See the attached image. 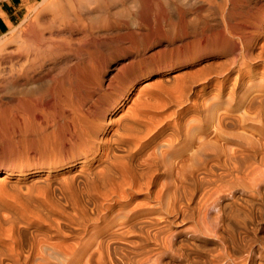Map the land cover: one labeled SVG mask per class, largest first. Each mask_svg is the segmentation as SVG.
<instances>
[{
	"label": "bare ground",
	"instance_id": "1",
	"mask_svg": "<svg viewBox=\"0 0 264 264\" xmlns=\"http://www.w3.org/2000/svg\"><path fill=\"white\" fill-rule=\"evenodd\" d=\"M161 1L167 2L166 0H41L39 3H34L27 7L26 14L23 16V19L20 20L21 22L19 25H9V31L0 36V121L3 116H13L17 120L15 121L18 123V129L20 128L19 126L24 127V129L26 127L29 128L28 126H35V128L37 127L40 130L39 136L38 133L36 134V136H38V138L36 137L38 145L36 151H33L32 155L30 154L32 158L26 157V162H30V164H33L32 166L36 167L33 169L31 168L30 171L24 170L25 166H22L21 163L17 165V162H13V159L11 167L0 169V173H2L3 177L16 176L18 179H23L20 177H23L24 174L30 175L36 170V172H46L47 176L46 178L42 177L40 180L34 179V181H30V183L26 185L27 187L22 186L25 188V190L23 188L25 191L24 193L20 195V193L16 192L18 193L17 195L5 197V199H3L4 202L2 201L0 203V211L6 213H0V264H153V262H157L152 259L155 254L153 255L151 253H154V251L158 252L159 257L163 252L169 251L168 254L170 253L171 257L177 259L176 264H199L200 262L194 257L195 254L192 256L190 247L185 246V249L180 242V245L177 246L176 242L178 241L176 240L181 238L179 241L183 240L194 246V242L197 241L201 235L204 236V234H206L205 236H214L219 241V246L221 248L206 261L201 262V264H236L237 259L240 257L242 258V254H245L246 257L249 255L250 257L253 256L249 249L245 248L243 245L241 246L239 240L237 239V241L235 239L236 234L234 235L233 229H230L228 226L229 220L233 219V216H235L233 213L238 212L239 214V210L234 209L235 207H233L235 210L233 211L232 204L228 202V195L234 196L232 190H230L231 188L234 189V191L236 188H239L241 190L240 193L250 198L253 194L259 193L261 186H264V178H221L225 174L230 176L233 175L231 173H234V175L235 172L238 173V169L243 165L240 164L243 162L241 155L245 157L244 159L246 161V159L251 158V154L249 155L247 153L249 156L246 157V153L243 154L245 150L235 148L232 150L231 148L230 150L227 148L228 152H226L224 150V145H217L218 141H216L215 137L217 136V140L220 138L222 139L224 136L221 137L220 133H222L223 128L226 126L228 129L232 127L235 128L234 124L239 125L241 122L243 123V121L247 119V116L250 115L252 117H248L249 119H257L256 122L259 121V124L261 122L264 127V53L262 50L259 53L252 52L250 48L251 41L249 42L247 38L249 34H252L254 31L253 29L258 28L257 20L255 19L256 17H260L258 13L256 17L254 16L243 22L240 19L242 23H236L232 20L235 22L233 24L231 20H229V17L233 19L231 15L227 17L225 25V22H221V20H223L221 16L220 22L224 25V33H227L225 35H232L230 37L237 36V38L235 37L237 41L233 38L231 42L225 39L228 44L231 43L230 46L228 44L227 46L229 48L231 47V54L235 55L233 57L229 55L230 59H227L226 62L224 60L225 64L219 69L214 68V71L202 73L204 69H201V72L196 70L197 74L194 75L196 71L193 70L195 72H192L194 73L193 77H189L190 80H188L187 83H185L186 79L183 80L185 82L180 84L181 88L179 86V90L176 88V92L177 90L178 92L174 93L175 90H173L174 96L166 95L165 97H168L166 99L164 98L165 101L162 99V95H158L161 98L157 99L156 97L153 103H148L149 101L147 99H143L139 95V97L143 99L140 100L137 98L139 102L135 99V102H138L139 106L137 105L131 110L123 111L122 115L119 114V118L116 117V119H114L130 100V95L134 88V84L125 82L121 75V79L119 78V80H117L116 76L119 74H115L113 78L108 77L109 80L108 83L106 82L107 84H105V86L100 83L96 86V82L94 78H92L95 84L92 83L102 92H100L102 96H108L107 94L113 91L115 92L113 95L115 94L116 97L112 98L111 101L109 100L106 106L104 105L106 102L103 104L104 106L101 107L94 105L96 106L94 109L92 107L88 109L84 105L87 109L85 110L83 104L78 102L69 109V100L75 93L72 91L73 89H70V86H68V88L67 85H70L71 83L69 81H72L71 79L74 80L78 74L76 73V76L72 78L71 75L73 72L75 70L78 72L83 69L85 70V67H87V69L88 67L91 68L90 70L96 68V65L95 67L92 66L95 61V56L92 52L97 50L99 53L100 49L98 50L97 48H100L99 45L106 44V40L108 43L107 45H112L113 38L115 36V38L118 37V32L124 31L127 33L133 25L137 26V29H142L144 22L148 19L147 15L148 13L150 14L151 8L152 10L154 9L153 12H156L155 10L159 8V5H162ZM174 1L176 0H172L170 3H174ZM215 1L216 0H201V2L207 3L208 6H210L211 3L216 4L217 2L215 3ZM226 1L227 0H223V2H221L224 4ZM231 1L232 0L229 2L231 3ZM179 2L176 3L179 4ZM182 2L184 3V1ZM222 3L221 5H223ZM190 4L186 6L188 9L191 7L190 9L192 10L193 4L191 6ZM165 5L167 6L168 4ZM247 5L249 4L245 6ZM166 6L163 5V7H165L164 9H166ZM233 6H235L234 3ZM163 7L161 8L162 10H164ZM210 8L211 7L208 9L210 10ZM220 8L222 7L219 6L218 9ZM261 8L259 10L263 9ZM238 9L240 10V8ZM172 10L170 13H172ZM200 11H204V9H200ZM231 11L230 13H232ZM237 11L238 10H236L235 13H237ZM179 13L175 14L178 16ZM237 14L238 17H240L241 14H239V11ZM166 16L164 17L166 18ZM189 16H191V14ZM224 17H226L225 14ZM169 19L168 21H172ZM183 20L184 19H182V21ZM190 20L188 21L192 23V20ZM236 21H239V19H236ZM178 22L180 23V21ZM154 23L152 25H155ZM170 24L169 26H171ZM183 24L186 25L187 23L185 24L183 22ZM182 28L185 29L183 25ZM209 29H211V27ZM262 32L264 31L262 30ZM132 34L131 36L133 37ZM142 34L140 33L139 35ZM187 34L185 35L186 37ZM255 34L256 33H254V35ZM177 35L179 36V33ZM220 35L219 33V36ZM178 36L176 37L179 38ZM204 36L206 38V35ZM121 37L123 36L121 35ZM121 37L118 38L121 39ZM128 37H130V35H128ZM224 38L220 40L224 42ZM200 39L202 40L203 38L201 37ZM218 39L216 41H218ZM221 41L219 43H223ZM121 43H123V41ZM192 44L194 45V43ZM196 46H198V44ZM191 48H188L189 52ZM89 50L93 51L89 52ZM236 51L240 52L238 56H236ZM85 53L89 55L88 62L83 58ZM224 53L223 51V54ZM228 53L230 52H227V56ZM171 56L174 57L173 54ZM176 56L175 58H177ZM186 56L187 55H185V57ZM130 61L132 62V60ZM130 61L128 63H130ZM134 62L135 61H133V63ZM71 64H73V68L71 67L68 69ZM258 64H262L263 69L261 71H256ZM54 66L58 67L61 74V77L59 79L57 78V82H54V79H56L54 78V74V77H52V73L54 72L53 69H55ZM121 66H123V64ZM136 66L138 67V65ZM97 68L94 70L97 71ZM118 68L123 71L121 67ZM126 69L124 68V71ZM130 69L131 68H129V70ZM102 71L104 73V70ZM102 71L99 73L102 74ZM118 73L123 74L122 72ZM91 74L93 75V73ZM91 74L89 73V75ZM78 76H80V74ZM122 76H125V73ZM213 79L220 81L217 84V88L214 90L212 88L214 95H212L213 97L209 99L208 102L204 103L202 97H200L202 98L201 102L199 98L197 100L193 97L190 99L189 96L191 95L192 85L209 84ZM80 80H82V78ZM101 81L103 82L104 79H101ZM86 82L87 87H89L90 81L89 83L88 81ZM75 83L76 82H74V84ZM79 83L81 84L82 81ZM199 87L201 88L202 86ZM78 89H76L77 93ZM142 90L144 89H137L140 93ZM83 91L87 93V90ZM88 91H90V89H88ZM144 91L147 90L145 89ZM81 93H84V96L86 94L85 92ZM144 95H146V93ZM209 96L211 97V94ZM75 98L73 97V99ZM95 99L94 101L97 100ZM184 105L188 107L185 109V107L183 108ZM90 106H92V103ZM170 106L174 108L172 112H168L170 113L169 115L165 116L171 117L169 119L163 117V114L169 111L166 110V107ZM162 108L163 110L166 108V112H156V110ZM149 109L155 110L151 112ZM55 111L62 115L61 117L64 124V126L62 124V130H59V134L56 132L57 130L53 129V126L57 124L55 125V128H57L62 121L60 124L57 123L58 121L56 122L57 114H54ZM200 111L204 112L203 116L201 112L199 114L202 118L197 119L196 113ZM238 112H240V114L242 112L241 116L236 114ZM244 114H246V116H244ZM11 117L10 120H12ZM11 122L14 123V120ZM5 123L8 124L9 122ZM242 123L239 126H242ZM228 125L234 126L229 128ZM238 125H236V128ZM2 126L3 125L0 126L1 129L3 128ZM209 126L213 127L214 131L218 133V135L214 134L215 141L205 137L207 132H205L204 128H209ZM211 127L209 129H211ZM49 129H51V131ZM3 130L5 129L3 128ZM28 130L35 129L29 128ZM11 131L13 132V130ZM17 131L15 130L13 134H15V132L17 133ZM21 133H19V135ZM197 133L204 135L197 137ZM22 134L25 136L26 133L23 131ZM22 134L20 136H22ZM29 134L27 132V135ZM33 134L35 133L33 132ZM232 134L230 133V135ZM228 135H226V137ZM230 135L229 137H231ZM258 135H262V133L259 132ZM31 136L34 137V135ZM1 137H3V135ZM9 137L11 138V135ZM261 137L259 136L255 140L253 136V139L255 141V146H259V149L263 150L264 137ZM225 139L228 141L227 138ZM230 139L232 140V138ZM248 139H252L251 136H249ZM243 140L245 141V139ZM9 141H11V139H9ZM19 141H21V139H19ZM246 142H248L247 139ZM256 143H258V145H256ZM13 144L10 143L12 146H9L13 148L15 145ZM18 144L19 142L17 141V145ZM24 144L26 147L28 146L25 141ZM244 144L246 143L244 142ZM242 145L243 144H240L241 148H243ZM33 146L35 145L33 144ZM244 147L250 146L244 145ZM25 149L26 148L23 150ZM14 151H16V149ZM20 151L18 152L20 153ZM247 151L249 152V149ZM255 151L257 155L258 151ZM260 152H258V155H260ZM19 153H17V155ZM255 154L254 156H256ZM263 154L264 152L262 155ZM11 155L13 156V154ZM17 155L14 154V156ZM257 157L258 156H256V158ZM22 158L25 157L23 156ZM15 159L17 161L16 157ZM28 159L30 160L28 161ZM245 161L243 162L244 164ZM200 165L201 167H198ZM75 166L78 168L75 172H72ZM231 168H235V172L234 170L232 172ZM3 177H0V181H2ZM158 178H169V181L172 182L165 181L163 184L160 183L159 186H161L159 188L161 190L158 188L160 191L152 190L153 187L157 185ZM0 183L1 187L5 185L4 181ZM14 188L19 190L16 187ZM23 190H20V192ZM229 190L231 191L229 194H223L228 193ZM12 194L14 193L12 192ZM140 194H144L143 203H133L135 197ZM151 199L155 201L156 205L159 207L162 206L167 214H173L174 218L178 217L177 219H182V221H184L183 218H185V215H188L187 217L194 222V225L192 227H182L175 230V232L172 231L171 234H166V232H168L166 231L164 234L166 229L163 230V227H159L160 222L157 223V221L154 220L150 221L151 218H149L148 215L150 212L147 214L150 220L148 218L147 220L144 216L145 213H143V211L147 209L146 205L149 206ZM245 202L251 201L245 200ZM158 206L156 207L158 208ZM214 209L218 211L217 216L210 215V211ZM158 219L159 218H157V220ZM160 219L163 220L164 218L160 217ZM162 220L161 223H165V221L163 220L162 222ZM233 222L235 223V219ZM166 223L171 224V222ZM127 236H132V238H134V240L130 242L133 244V248L130 245L132 249L126 251V244H121L125 246L126 249L118 252L120 249L116 246V242L121 240L124 241ZM71 238L73 242L68 241V239ZM128 239L126 240L129 241ZM118 244L119 243H117V245ZM122 246H120V248ZM163 255H165V253ZM155 264H159V262Z\"/></svg>",
	"mask_w": 264,
	"mask_h": 264
},
{
	"label": "rangeland",
	"instance_id": "2",
	"mask_svg": "<svg viewBox=\"0 0 264 264\" xmlns=\"http://www.w3.org/2000/svg\"><path fill=\"white\" fill-rule=\"evenodd\" d=\"M41 0H0V36H2L3 34H5L7 31H9V25H14V26H16V25H19L20 24V20H22L23 19V16L26 14V11H27V7H29L31 4H34V3H39ZM167 2H164V1H161V3H162V5H159V8L157 9V10H155L156 12H153L154 11V9L152 10V8H151V12H150V14L148 13V15H147V21L146 22H144V24H143V28L142 29H137L138 27L137 26H135V25H133L132 27H130V29H129V31H127V33H129V34H127L126 32H124V31H122V32H124V33H122V32H118L117 34H115V35H117L118 37H121V35L124 37H121V39H119L118 37L117 38H113V41H112V45L111 44H109V45H107L108 43H107V40H106V44H103V45H99L100 46V48L98 47L97 49L99 50L100 49V51H99V53L97 52V50H95V51H93V50H91V51H93L92 53H94V56H95V61L93 62L94 64H92V66L93 67H95V65L98 67H96L97 68V71L96 70H94V69H96V68H93L92 66V70H90L91 68H89L88 67V69H87V67H85L86 69L84 70H82V71H77V70H75L74 72H73V74H75V75H71L72 76V78H74L75 76H76V73H78L77 74V76L80 74V76H76V78L73 80V79H71L72 81H69L70 83V85H67V87L68 86H70V89H73L72 91H74V93H75V95H73L72 97H71V99L69 100L70 102L68 103L69 104V106H70V108L69 109H71V106L73 105H75L76 103H81V104H83V106L85 105L86 106V108H88V109H91V107L94 109V107H96V106H98V107H101V106H106L107 104H108V102H109V100L111 101V99L112 98H115L116 96H115V94L113 95V93H115L114 91L112 92V93H109V94H107L108 96H102L101 95V91L100 90H98L97 89V84L98 83H100V84H102L103 86H105V84H107L108 83V80H109V78L108 77H111V78H113V77H115V74L117 75V74H119V75H117L116 76V78H117V80H119V78L121 79V77L125 80V82H127V83H132V84H134V88H133V90H132V93H131V95H130V100L126 103V105L124 106V108H122V110L117 114V116H115L114 117V119H116V117H118L119 118V116L120 115H122V113H123V111L125 112V111H128V110H131L132 108H135L137 105L139 106V100H137V98L138 99H140V100H143V99H147L149 102L148 103H153L154 101H155V99H156V97H157V99H159V98H161V97H159L158 95H162L163 96V100H164V98L166 99L168 96H171V95H173L174 96V94H173V90H175L174 91V93H177L178 92V90H179V87H180V84H183L182 82H185V83H187L188 82V80H190L189 79V77L191 78V76L193 77V74L195 73L194 71H196V70H198V71H200L201 69H204L203 71L204 72H202V73H207V72H210V71H214L215 69H219L222 65H224L225 64V62L227 61V59H230V56L231 57H233L234 55L233 54H231L232 52L230 51L231 50V47L229 48L228 46H227V41L225 40V39H227L229 42H231V40H235V41H237V36H233V37H230V36H232V35H230L229 36V34H228V36L227 35H225V34H227V33H224V25L226 24V22H227V17H229V16H231L232 15V17H233V19L231 18V17H229V20H231V22H232V24L233 23H239V22H243V21H245V20H248V19H251V18H253L254 16L256 17L257 15V13H258V16H260V17H256L255 19L257 20V25H258V28H260V29H258V28H255V29H253L254 31V33H256L255 35H254V33L252 32V34L249 36L248 34V36L250 37H248L247 36V38H248V40H249V42L251 41V45H250V48H251V51L252 52H254V53H259L261 50H262V52L264 53V46H263V41H264V32H262V30L264 31V1L263 0H232L231 1V3L227 0L226 2H224V4H226V5H224L222 2H223V0H216L215 1V3L216 4H214V3H211L210 4V6H208L207 5V3H205V2H201V0H195V1H191V0H182V1H184V3H185V5H184V3L181 1V0H176V1H174V3L172 4V3H170L172 0H166ZM181 2V4H180V2ZM197 1V2H196ZM199 1V2H198ZM220 1V2H219ZM236 1V2H235ZM240 1V2H239ZM242 1V2H241ZM251 1H253V2H251ZM260 3H259V2ZM176 2H179V4L178 3H176ZM188 2V3H187ZM193 2V3H192ZM196 2V3H195ZM220 4H219V3ZM255 2V3H254ZM263 2V3H262ZM160 3V4H161ZM191 3V4H190ZM221 3L223 4V5H221ZM233 3L235 4V6H233ZM240 5H238V4ZM251 3V4H250ZM165 4H168L167 6L165 5ZM171 4V5H170ZM188 4H190V6L192 5V10L190 9L191 7H189V9H188V7L186 6V5H188ZM199 5V7H198V5ZM206 4V5H205ZM246 4H249V5H247V6H245ZM253 4V5H252ZM259 4V5H258ZM261 4V5H260ZM163 5L164 6H166V9H164L165 7H163ZM184 5V6H183ZM204 5H205V7H204ZM212 5V6H211ZM233 7H232V6ZM243 5V6H242ZM172 6V7H171ZM186 6V7H185ZM207 6V7H206ZM214 6V7H213ZM219 6L220 7H222V8H220V9H218L219 8ZM225 6H226V8H225ZM229 6H231V7H229ZM242 6V7H241ZM245 6V7H244ZM260 6V7H259ZM261 6H262V8H261ZM163 7V9L165 10H162L161 8ZM180 9H179V8ZM194 7V8H193ZM209 7H211L210 8V10H212V11H210L208 8ZM213 7V8H212ZM216 7V8H215ZM218 7V8H217ZM235 7V8H234ZM251 7V8H250ZM256 7V8H255ZM259 7V8H258ZM171 8V9H170ZM174 8V9H173ZM177 8V9H176ZM186 8V9H185ZM204 9V11H200V9ZM214 8H215V10H217V11H215L214 10ZM224 8V9H223ZM238 8H240V10L238 9ZM241 8H244V9H241ZM262 9V10H259V9ZM173 9V10H172ZM178 9H179V11H178ZM183 9V10H182ZM199 9V10H198ZM223 9V10H222ZM226 9H229V10H226ZM233 9H235V10H233ZM248 9V10H247ZM168 12H167V11ZM171 10H172V13H170L171 12ZM174 10H175V12H174ZM181 10V11H180ZM186 10V11H185ZM188 10H190V11H188ZM194 10V11H193ZM207 10H209V11H207ZM231 10H233V11H231ZM236 10H238L239 11V14H241L240 15V17H238V11H237V13H235L236 12ZM241 10H242V12H241ZM176 11H178V12H176ZM193 11V12H192ZM224 11V12H223ZM230 11L232 12V13H230ZM247 11V12H246ZM251 11V12H250ZM254 11V12H253ZM164 12V13H163ZM180 12V13H179ZM188 12H189V14H188ZM194 14H192V13ZM197 12V13H196ZM222 12V13H221ZM226 12V13H225ZM246 12V13H245ZM260 12H262V13H260ZM162 13H163V15H162ZM168 13V14H167ZM178 14L179 13V15L177 16L176 14ZM185 13H187V14H185ZM234 13V14H233ZM243 13V14H242ZM250 13V14H249ZM253 13V14H252ZM156 16H155V15ZM166 14H167V16H166ZM171 16H170V15ZM191 14V16H189ZM217 14V15H216ZM222 14V15H221ZM224 14H225V16L226 17H224ZM237 16H236V15ZM247 14H249V15H247ZM263 14V15H262ZM157 15H158V17H157ZM160 15V16H159ZM183 15V16H182ZM220 15V16H219ZM235 15V16H234ZM243 15V16H242ZM253 15V16H252ZM261 15H262V17H261ZM151 16V17H150ZM155 16V17H154ZM164 16H166V18L164 17ZM178 18H177V17ZM222 16V18L221 19H223V20H225V21H223V20H221L220 19V17ZM245 16V17H244ZM247 16V17H246ZM164 19H162V18ZM183 17V18H182ZM235 17V18H234ZM243 17V18H242ZM153 18V19H152ZM169 20H172V21H168V19ZM184 19L183 21H182V19ZM185 18H186V20H185ZM190 18H191V20H192V23H190L188 20H190ZM245 18V19H244ZM247 18V19H246ZM262 18V19H261ZM155 19H157V20H155ZM161 19V20H160ZM178 19V20H177ZM179 19H181V20H179ZM236 19H239V21H236ZM240 19H241V21H240ZM244 19V20H243ZM258 19H259V21H258ZM160 21V23H159V21ZM167 20V21H166ZM190 20V21H191ZM220 20H221V22L222 23H224V25H222L221 24V22H220ZM232 20H234V21H232ZM155 23H154V22ZM179 24H177L176 22ZM178 21H180V23L178 22ZM182 21V22H181ZM186 21V22H185ZM171 24H170V23ZM173 22V23H172ZM183 22L186 24V25H184L183 24ZM189 22V23H188ZM216 22H218V23H216ZM241 22V23H242ZM260 22V23H259ZM149 23H151V24H149ZM155 24V25H152V24ZM261 25H259V24ZM262 23V24H261ZM146 24H148V25H146ZM167 24V25H166ZM169 24L171 25V26H169ZM183 25V27L185 28V29H183L182 28V25ZM221 24V25H220ZM152 25V26H151ZM177 25V26H176ZM219 27H221V28H219ZM144 26H145V28H144ZM178 26H179V28H178ZM211 27V29H209ZM213 27V28H212ZM135 28H136V30H135ZM147 28H148V31H147ZM151 28V29H150ZM209 29V30H207V29ZM146 29V30H145ZM175 29H176V31H175ZM177 29H179V30H177ZM180 29H181V31H180ZM213 29V30H212ZM141 30H143V31H141ZM163 30V31H162ZM218 30H220V31H218ZM222 30V31H221ZM256 30V31H255ZM261 30V31H260ZM130 31H132V32H130ZM136 31V32H135ZM140 31V32H139ZM146 31V32H145ZM179 31V32H178ZM203 31V32H202ZM204 31H205V33H204ZM215 32V34H214V32ZM218 31V32H217ZM179 33V36L177 35L178 33ZM182 33V35H181V33ZM132 33H135V34H132ZM141 33H143L142 35H144V36H142V35H139V34ZM183 33H185V34H183ZM188 33V34H187ZM210 33V34H209ZM218 33V34H217ZM219 33L221 34L220 36H219ZM223 33V34H222ZM260 35H259V34ZM127 34V35H126ZM131 34L133 35V37L131 36ZM136 34H138V35H136ZM187 34V37L185 36ZM201 36H200V35ZM211 35V36H209V35ZM214 34V35H213ZM128 35H130V37H128ZM136 35V36H135ZM204 35H206V38H205V36ZM254 35V36H253ZM176 36H178L179 38H177ZM182 36H185V37H182ZM198 36V37H197ZM224 36H225V38H224ZM245 36V35H244ZM253 38H252V37ZM257 36V37H256ZM126 37V38H125ZM197 37V38H196ZM203 38L202 40L200 39V38ZM215 39H214V38ZM256 37V38H255ZM123 38V39H122ZM177 38V39H176ZM181 38H182V40H181ZM205 38V39H204ZM210 38V39H209ZM211 38H213V39H211ZM219 38V39H218ZM224 38V42L223 41H221L222 39ZM233 38V39H232ZM102 39V38H101ZM126 39H129V40H126ZM151 39V40H150ZM179 39H180V41H179ZM200 39V40H199ZM218 39V41H216ZM221 39V40H220ZM251 39V40H250ZM255 39V40H254ZM257 39V40H256ZM263 39V40H262ZM198 40V41H197ZM204 40H205V42H204ZM215 40V41H214ZM221 42H223V43H219L220 41ZM101 41H103V40H101ZM115 41V42H114ZM118 41H119V43H118ZM123 41V43H121V42ZM183 41V42H182ZM186 41V42H185ZM190 41V42H189ZM207 41H210V42H207ZM213 41V42H212ZM262 41V42H261ZM211 42H212V44H211ZM115 43V44H114ZM117 43V44H116ZM125 43V44H124ZM174 43V44H173ZM180 43V44H179ZM192 43H194V45L192 44ZM204 43V44H203ZM205 43H206V45H208V46H206L205 45ZM209 43V44H208ZM260 43V44H259ZM184 46H183V45ZM198 44V46H196ZM202 44V45H201ZM215 44H217V45H215ZM231 44V43H230ZM230 44H228L229 46H230ZM180 45V46H179ZM183 47H182V46ZM191 45V46H190ZM193 45V46H192ZM200 45H201V47H200ZM212 45H215V46H212ZM252 45H253V49H252ZM261 45V46H260ZM172 46V47H171ZM175 46V47H174ZM176 46H178V47H176ZM191 48L190 49V52H189V47ZM194 46H196L195 48H193ZM203 46H206V47H203ZM263 46V47H262ZM102 47H103V49H102ZM186 47V48H185ZM212 47H213V49H212ZM215 47H216V49H215ZM257 47H259V48H257ZM105 48V49H104ZM111 48V49H110ZM174 48H176L177 49V51H176V49H174ZM182 48V49H181ZM184 48V49H183ZM202 48H204V49H202ZM220 48V49H219ZM102 49V50H101ZM108 49V50H107ZM172 49V50H171ZM186 49V50H185ZM193 49V50H192ZM195 49V50H194ZM199 49V50H198ZM201 49V50H200ZM229 51H228V50ZM258 49V50H257ZM170 50V51H169ZM174 50V51H173ZM180 50V51H179ZM185 52H184V51ZM188 50V51H187ZM196 50H197V52H196ZM207 50V51H206ZM214 50V51H213ZM215 50H217V51H215ZM90 50H89V52H91ZM114 51H115V53H114ZM159 51H160V53H159ZM163 51V52H162ZM187 51V52H186ZM193 51V52H192ZM223 51L225 52L224 54H223ZM256 51V52H255ZM171 52V53H170ZM181 54H180V53ZM189 52V53H188ZM192 52V53H191ZM194 52H195V54H194ZM227 52H230V53H228V56H227ZM237 53H236V56H238L239 54L238 53H240V52H238V51H236ZM97 53V54H96ZM110 53H111V55H110ZM187 53V54H186ZM86 54V53H85ZM85 54H84V59L88 62L89 61V55H87L86 54V56H85ZM161 54V55H160ZM174 55V57L173 56H171V55ZM187 55L186 57H185V55ZM193 54H194V56H193ZM97 55H98V57H97ZM100 55V56H99ZM110 55V56H109ZM160 55V56H159ZM177 55V56H176ZM195 55H196V57H195ZM102 56V57H101ZM175 56L177 57V58H175ZM182 56V57H181ZM184 56V57H183ZM154 57V58H153ZM173 57V58H172ZM178 57H179V59H178ZM181 57V58H180ZM145 58V59H144ZM139 59V60H138ZM143 59V60H142ZM163 60V61H161V60ZM174 59V60H173ZM175 59H177V60H175ZM97 60H98V62H97ZM130 60H132V62L130 61ZM138 60V61H137ZM224 60H225V62H224ZM103 61V62H102ZM126 61V62H125ZM130 61V63H128ZM133 61H135L134 63H133ZM144 63H143V62ZM125 63V64H124ZM131 63H133V64H131ZM139 63H141V64H139ZM143 63V64H142ZM145 63H147V64H145ZM100 64H101V66H100ZM123 64V66H121ZM130 67H129V66ZM134 65V66H133ZM136 65H138V67L136 66ZM159 65V66H158ZM209 65V66H208ZM215 65V66H214ZM260 65V66H259ZM264 65V64H263ZM124 66H126V67H124ZM133 68H132V67ZM219 66V67H218ZM55 67V69H53L54 70V72L52 73V75L54 74L55 75V77H54V75L52 76V77H54V78H56V79H54L55 81L54 82H57V80L61 77V74H60V70L58 69V67L57 66H54ZM73 68V64H71L70 65V67L68 68V69H70V68ZM101 67V68H100ZM118 67H121V69L123 70V71H121L120 70V68H118ZM136 67V68H135ZM204 67V68H203ZM261 67V68H260ZM84 68V67H83ZM103 68V69H102ZM124 68L126 69H128L129 70V68H131L129 71L126 69L125 71H124ZM150 68V69H149ZM215 68V69H214ZM104 70V73H103V71L102 70ZM114 69V70H113ZM153 69V70H152ZM259 69V70H258ZM263 68H262V64H258V66L256 67V71H261ZM87 70V71H86ZM98 70H100V71H102L101 73L102 74H100L99 72L100 71H98ZM118 70V71H117ZM194 70V71H193ZM159 71V72H158ZM192 73V72H194V73H190V72ZM202 71V70H201ZM200 71V72H201ZM80 72H84L83 74L82 73H80ZM118 72H122L123 74H121V73H118ZM183 72V73H182ZM199 72V73H200ZM59 73V74H58ZM89 73L91 74V73H93V75L91 74V75H89ZM96 73V74H95ZM124 73H125V76H122V75H124ZM57 74V75H56ZM95 74V75H94ZM113 74V75H112ZM127 74V75H126ZM191 74V75H190ZM197 74V71H196V73L194 74V75H196ZM88 75V76H87ZM120 75H121V77H120ZM128 75H129V77H128ZM139 75V76H138ZM188 75H190V76H188ZM56 76H59V77H56ZM71 76H70V78H71ZM74 76V77H73ZM83 76V77H82ZM88 77V79H87V77ZM99 76V77H98ZM103 76V77H102ZM127 76V77H126ZM80 77V78H79ZM87 79H85V78ZM186 77V78H185ZM58 78V79H57ZM82 78V80H80ZM92 78H94V81L96 82V84H95V82L92 80ZM110 78V79H111ZM78 79V80H77ZM85 79V80H84ZM89 79H91V80H89ZM101 79L103 80L104 79V81L102 82L101 81ZM186 79V80H185ZM76 80V81H75ZM85 82H84V81ZM98 82H97V81ZM183 80H185V81H183ZM215 80V81H214ZM81 82L82 81V83L80 84L79 82ZM86 81H88V83H89V81H90V83H89V87H87V82ZM219 81L220 80H216V79H213L209 84H202V85H200V84H196L195 86L194 85H192L191 87V95L189 96L190 97V99H192V97L194 98V99H198L199 98V100H200V102H201V100H202V98H203V101H204V103L205 102H208V100L209 99H211L213 96L212 95H214V93H213V90L215 89V88H217V84L219 83ZM73 82V83H72ZM74 82H76L75 84H74ZM96 85H94L93 83ZM107 82V83H106ZM216 82V83H215ZM145 84H146V87H145ZM152 86H151V85ZM76 85V86H75ZM86 85V86H85ZM141 87H140V86ZM144 85V86H143ZM150 85V86H149ZM153 85H155V86H153ZM202 86L201 88L199 87V86ZM72 86V87H71ZM81 86H82V88H84V89H82L81 88ZM179 86V87H178ZM66 87V88H67ZM76 88V89H78V93H77V91H76V89H74V88ZM86 87V88H85ZM95 87V88H94ZM150 87V88H149ZM69 88V87H68ZM176 88H178V90H177V92H176ZM181 88V87H180ZM211 88V89H210ZM212 88H213V90H212ZM88 89H90V91H88ZM95 89V90H94ZM137 89L138 90H140V89H146L147 91H144V90H142L141 91V93H140V91L138 92L137 91ZM161 89V90H160ZM194 91H193V90ZM199 89V90H198ZM79 90H81V91H79ZM83 90H87V93H86V91H83ZM95 92H94V91ZM211 91V92H210ZM80 92V93H79ZM81 92H85L86 94H85V96L83 95L84 93H81ZM97 92V93H96ZM101 92V93H100ZM143 92V93H142ZM146 93V95H144L145 93ZM158 92H159V94H158ZM171 92H172V94H171ZM208 92V93H207ZM210 92V93H209ZM73 93V94H74ZM157 93V94H156ZM78 96H77V95ZM80 94V95H79ZM93 96H92V95ZM97 94V95H96ZM196 94V95H195ZM211 94V97L209 96V95ZM88 95V96H87ZM89 95H90V97H89ZM139 95H140V97H142V98H140L139 97ZM150 95V96H149ZM155 95V96H154ZM166 95H168L167 97H165ZM177 95V94H176ZM200 95V96H199ZM204 95V96H203ZM206 95V96H205ZM80 96V97H79ZM87 96V97H86ZM100 96V97H99ZM102 96V97H101ZM196 96H197V98H196ZM73 97L75 98V99H73ZM82 97V98H81ZM87 100H85L84 98ZM97 97V98H96ZM108 99H107V98ZM155 97V98H154ZM200 97H202V98H200ZM207 98V101H206V98ZM79 100H78V99ZM82 99V101H81V99ZM97 100H96V99ZM103 98H105V99H103ZM205 98V99H204ZM77 99V100H76ZM94 99L96 100V101H94ZM100 99V100H99ZM103 101H102V100ZM107 99V100H106ZM134 100V101H132V100ZM138 101L137 103L135 102L136 100ZM152 99H153V101H152ZM193 99V100H194ZM91 100V101H90ZM85 101V102H84ZM90 103H89V102ZM97 101H99V102H97ZM133 103H132V102ZM165 101V100H164ZM202 101V102H203ZM71 102H72V104H71ZM95 102H97V103H95ZM106 102V103H105ZM196 102H198V101H196ZM74 103V104H73ZM85 103V104H84ZM88 103H89V105H88ZM91 103H92V106H90L91 105ZM95 103V104H94ZM105 103V104H104ZM71 104V105H70ZM98 104V105H97ZM101 104V105H100ZM104 104V105H103ZM89 107H88V106ZM94 105H96V106H94ZM129 107H128V106ZM68 106V107H69ZM85 106H84V109L85 110H87L86 108H85ZM127 107V108H126ZM185 107V109L188 107L187 105L185 106H183V108ZM167 108V109H166ZM166 108H164V110L166 109V110H169V111H167V113H165V114H163V117H165L166 115H169L170 113H168V112H172V110H173V106H172V108H171V106L170 107H166ZM180 108V107H179ZM124 109V110H123ZM151 109H149V111H150ZM155 109H153V110H151V112L152 111H154ZM163 110V108L162 109H160V110H156V112H161L162 111V113H164V112H166V110L164 111ZM202 111H200V112H197L196 113V118L197 119H201L202 118V116H203V113L204 112H202V116L199 114V113H201ZM54 114H57V117H56V122L58 123V124H60V122L62 121V115L60 114V113H58L57 111H55L54 112ZM59 114V115H58ZM120 114V115H119ZM237 115L239 114L240 116H241V114H242V112H241V114H240V112H238V113H236ZM199 115V116H198ZM3 116V115H2ZM7 116V115H6ZM3 116V117H1V119L4 121H0V126L1 125H3L2 127L5 129V130H3V128L1 129V127H0V139L2 140H0V169H2V168H6V167H11V164H12V160H13V162L15 161V163L17 162V165L19 164V163H21L22 164V166L24 165L25 166V168H24V170H29L30 171V169L32 168H35L36 166H32L33 164H30V162H26L27 161V158L26 157H28V158H32V157H30L33 153V151L35 152L36 151V149H37V147H38V145H37V138H38V136H39V133H40V130H39V128H35V126H28L29 128H31V129H35V130H28L29 128H27V130L25 131V129H24V127H22V126H19L20 128L18 129V123H16V118H14L13 116V118L11 117V119L12 120H10V117L9 116ZM56 116V115H55ZM199 118H198V117ZM244 116H246V114H244ZM4 117H6V118H4ZM60 117V118H59ZM251 118L252 116L250 115V116H247V119H245L244 121H248V119L249 118ZM58 118V119H57ZM117 118V119H118ZM165 118H171V117H165ZM8 121H7V120ZM44 119V118H43ZM6 120V121H5ZM14 120V123L13 122H11V121H13ZM16 120V121H15ZM60 120V121H59ZM166 120H168V119H166ZM243 121V123H242V126H244V127H242V126H239L238 124H234L235 125V128H233L232 126H234V125H228V127L230 128V127H232V128H230V129H228L227 128V126L225 127V128H223V131L224 130H226V131H222V133H220L221 135V137L222 136H224L225 138H227V140L228 141H226V139L224 138V137H222V139L220 138V137H218V138H220V139H218L217 140V136L215 137L216 138V141H218L217 142V145L219 144V145H224V150L226 151V152H228V150H230V148H231V150L232 149H243V150H245V152L243 153V154H245V156L246 157H248L250 154V159H246V161H245V157L244 156H242L241 155V159L243 158V162L245 161V164L242 162V163H240L242 166H240V168L238 169L239 171H238V173H236L235 172V168L233 169V168H231L232 169V172H233V170H234V172H235V175H234V173H231V174H233V175H230V176H227L225 173V175L224 176H222L221 178H264V154L262 155V153L264 152V149L263 150H260L259 149V146H255V141H254V139L256 140V138L257 137H261V136H263L264 137V127H263V124H261V122H260V124H259V121L258 122H256L257 121V119H255V118H252V120L251 119H249V121L247 122H244ZM5 122H9L8 124L7 123H5ZM254 122V123H253ZM1 123H4L5 124V126H4V124H1ZM11 123V124H10ZM9 125V126H7V125ZM62 124H63V121L61 122V124L60 125H58V127L57 128H55V125H57V124H55L54 126H53V129H55V130H57L56 132H58V134H59V132L62 130ZM236 125H238L237 126V128H236ZM7 126V127H6ZM43 126V125H42ZM41 126V127H42ZM61 126V127H60ZM63 126H64V124H63ZM260 126H261V128H260ZM9 127V128H8ZM12 127H13V129H12ZM14 127H15V130L17 131V129H18V131H17V133L15 132V134H13L14 133ZM60 127V128H59ZM211 126H209V128H210ZM59 128V129H58ZM209 128H204V130H205V132H207L206 134H205V137H207V139H212V141H215V138H214V136L217 134L218 135V133L217 132H215L214 131V128L213 127H211V129H209ZM242 128V129H241ZM9 129V130H8ZM24 129V130H23ZM52 129V128H51ZM51 129H49L50 131H51ZM61 129V130H60ZM213 129V130H212ZM228 129V130H227ZM11 130H13V132L11 131ZM20 130V131H19ZM60 130V131H59ZM207 130V131H206ZM255 130V131H254ZM263 132H262V131ZM2 131V132H1ZM6 133H5V132ZM23 131H24V133H26L25 134V136H26V138H25V136H24V134H22L23 133ZM29 131H33L35 134H33V132L31 133V132H29ZM35 131H37V132H35ZM39 131V132H38ZM230 132L232 135H230V133H228V132ZM257 131H259L260 133H262V135H258V133L259 132H257ZM8 132V133H7ZM22 132V133H21ZM27 132H28V134L29 135H27ZM5 133V134H4ZM9 133H11V134H9ZM19 133H21L22 134V136H20L19 135ZM38 133V136H36V134ZM211 133V134H210ZM224 133H228L231 137H229V135L228 134H224ZM244 133V134H243ZM256 135H254V134ZM257 133V134H256ZM9 134V135H8ZM13 134V135H12ZM19 136H18V135ZM61 134V133H60ZM215 134V135H214ZM236 134V135H235ZM238 134V135H237ZM3 135V137L5 138H3V137H1ZM11 135V138L9 137ZM31 135H34V137L33 136H31ZM201 135H204V134H200V133H197V137L199 136H201ZM226 135H228L227 137H226ZM233 135H235V136H233ZM8 136V137H7ZM18 136V137H17ZM238 136V137H237ZM243 138H242V137ZM249 136H251V138L252 139H248L249 138ZM253 136H254V139H253ZM15 139H14V138ZM19 137H21V138H19ZM29 139H28V138ZM37 137V138H36ZM236 137V138H235ZM263 137H261V138H263ZM5 140H3V139ZM13 138V139H12ZM34 138V139H33ZM36 138V139H35ZM230 138H232V140L230 139ZM238 138V139H237ZM9 139H11V141H9ZM16 139H17V141L19 142V144H20V142H21V144H20V146L22 147V149H21V147L19 146V144L17 145V141H16ZM19 139H21V141H19ZM26 139V140H25ZM31 139V140H30ZM209 139V140H210ZM214 139V140H213ZM225 139V140H224ZM243 139H245V141L243 140ZM246 139H247V141L248 142H246ZM23 140V141H22ZM36 140V141H35ZM239 140V141H238ZM6 141H8V142H6ZM24 141H25V143H26V145H28L27 147L25 146V144H24ZM27 141V142H26ZM29 141V142H28ZM31 141V142H30ZM36 143H35V142ZM227 142V143H225V142ZM243 141V142H242ZM254 141V142H253ZM11 144H13V142H14V144L16 145H14L13 146V148L12 147H10V146H12V145H10V143ZM16 142V143H15ZM32 142H34V143H32ZM229 142V143H228ZM244 142L247 144H244ZM8 143V144H7ZM24 145H23V144ZM30 143V144H29ZM238 143H240V144H243L242 145V147L243 148H241V146H240V144H238ZM33 144L36 146V148H35V146H33ZM231 144V145H230ZM249 144V145H248ZM251 144H252V146H251ZM7 145V146H6ZM10 145V146H9ZM31 145H32V147H31ZM244 145L245 146H250V147H244ZM254 145V146H253ZM256 145H258V143H256ZM19 146V147H18ZM25 146V147H24ZM239 146V147H238ZM6 147V148H5ZM10 147V148H9ZM30 147V148H29ZM255 147V148H254ZM258 147V148H257ZM13 149V151L16 149V151H12V149ZM24 148H26L25 150H23ZM227 148H228V150H227ZM252 148H254V149H252ZM8 149V150H7ZM17 149H20V150H17ZM29 149V150H28ZM249 149V152L247 151V150ZM251 149V150H250ZM255 150H257L258 152H260V151H263V152H260V155H258L259 153L257 152V155L255 154ZM18 151H20V153L18 152ZM24 151V152H23ZM255 151V152H254ZM26 152H28V153H26ZM250 152H252V153H250ZM17 153H19L18 155H17ZM26 155H25V154ZM247 153L249 154V155H247ZM11 154H13V156L11 155ZM14 154L15 155H17V156H14ZM31 154V155H30ZM253 154V155H252ZM254 154L256 155V156H258L257 158H256V156H254ZM25 157V158H22V157ZM253 156V157H252ZM12 157V158H11ZM15 157L17 158V161H16V159H15ZM260 157V158H259ZM21 158V159H20ZM262 158V159H261ZM23 160H24V162H23ZM30 159H28V161H29ZM248 160V161H247ZM259 160V161H258ZM20 161V162H19ZM22 161V162H21ZM32 162V161H31ZM250 164V165H249ZM259 165V166H258ZM257 166V167H256ZM38 167V166H37ZM198 167H201V165L200 166H198ZM232 167V166H231ZM245 167V168H244ZM78 167L77 166H75V168L72 170V172H75V170L77 169ZM258 168V169H257ZM254 169V170H253ZM241 170V171H240ZM260 170V171H259ZM248 171H249V173H248ZM257 171V172H256ZM262 171V172H261ZM240 173V174H239ZM261 175H260V174ZM262 173H263V175H262ZM238 174V175H237ZM247 174V175H246ZM246 177H245V176ZM250 175V176H249ZM0 177L2 178L3 176H2V173H0ZM46 178L47 176H46V172H36V170L34 171V173H32V174H24L23 175V177H20V178H23V179H18V177H3V179H2V181H0V182H5V185H3L2 187L0 186V203L3 201V199H5V197H10L11 195H17L18 193H20V195H21V193H24L25 191V188L24 187H22V186H25V187H27L26 185H28L29 183H30V181H34V179L35 180H40L41 178ZM0 178V179H1ZM13 178V179H12ZM168 179V180H167ZM172 179V178H171ZM174 179V178H173ZM174 180H177V179H174ZM264 180V179H263ZM165 181L166 182H172V181H169V178H158V180H157V185L156 186H154L153 187V189L152 190H156V191H158L160 188V186H159V184L161 183V184H163V183H165ZM17 182V183H16ZM177 182V181H176ZM19 183V184H18ZM1 184V183H0ZM13 185H15V186H13ZM11 186H12V188H11ZM18 186H20V187H18ZM14 187H16L17 189H19V190H16ZM3 188V189H2ZM23 188H24V190H23ZM159 188V189H158ZM15 189V190H14ZM237 189V190H236ZM235 189V191H234V189H230V190H232V194L235 196H231V195H228V202L230 203V204H232L231 206H232V209H233V207H235L234 209H238L239 210V214H238V212H234L233 214L236 216H233V219H231V220H229V227H230V229H233V233H234V235H235V239L237 240H239V243L241 244V246L243 245V246H245V248H247V249H249L250 251H251V253H252V257H250V255L249 256H247L246 257V255L245 254H242V258L240 257V258H238L237 259V262H236V264H241V262H242V264H264V186H261V189H260V191H259V193H255V194H253V196L252 197H248L247 195H244V194H242V193H240L241 192V190L239 189V188H236ZM20 190H23L22 192H20ZM161 190V189H160ZM159 190V191H160ZM228 191V193H223V194H229V192H231V191ZM12 192L14 193V194H12ZM16 192H18V193H16ZM224 192H227V191H224ZM259 194V195H258ZM144 195V194H143ZM143 195H138V196H136L135 197V199H134V202L133 203H141L142 201H143V199H144V197H143ZM261 196V197H260ZM143 197V198H142ZM2 198V199H1ZM235 200V201H234ZM245 200H250L251 202H245ZM231 201V202H230ZM4 202V201H3ZM143 203V202H142ZM254 203V204H253ZM236 204V205H235ZM256 204V205H255ZM147 206V209L146 208H144V209H146L145 211H143V213H145L144 214V216H145V218L147 219L148 218V215H149V218H151V220L150 221H152V220H154V221H157V223H161V220L162 219H160V217H162V218H164L163 220L165 221V223L163 222V220H162V222L163 223H159V227H163V230L164 229H166L165 231H164V234H165V232L166 231H168V232H166V234H171L172 233V231H174L175 232V230H177V229H180V228H182V227H192L193 225H194V222H192L191 220H190V218L189 217H187L188 215H185V218H183L184 219V221H182V219H177L178 217H175L174 218V215L173 214H171V213H166L164 210V208L161 206V207H159L158 205H156V203H155V201H153L152 199L150 200V202H149V206L148 205H146ZM155 206V207H154ZM156 206H158V208L156 207ZM145 207V206H144ZM160 208H162V209H160ZM149 209V210H148ZM154 209V210H153ZM233 209V211H235ZM245 209V210H244ZM256 209V210H255ZM164 211V212H163ZM148 212H150L149 214H148ZM211 213H210V215H212V216H217L218 215V211L217 210H212V211H210ZM246 212V213H245ZM255 212V213H254ZM0 213H2V214H4L5 212L3 211V212H1L0 211ZM6 214V213H5ZM148 214V215H147ZM215 214V215H214ZM159 217H158V216ZM238 215H240V216H238ZM253 215V216H252ZM262 215V216H261ZM147 216V217H146ZM153 217V218H152ZM166 217V218H165ZM235 217V218H234ZM156 218V219H155ZM157 218H159L158 220H157ZM187 218V219H186ZM256 218V219H255ZM147 219V220H148ZM167 219V220H166ZM234 219H235V223L233 222L234 221ZM160 220V221H159ZM170 220V221H169ZM237 220V221H236ZM260 220V221H259ZM180 221H182V222H180ZM166 222H171V224H168V223H166ZM176 222V223H175ZM238 222V223H237ZM173 223V224H172ZM183 223V224H182ZM234 223V224H233ZM242 223H244V224H242ZM163 224H165V225H163ZM236 224V225H235ZM163 225V226H162ZM234 225H235V227H234ZM180 226V227H179ZM238 226V227H237ZM246 226V227H245ZM214 227V226H213ZM234 227V228H233ZM255 227V228H254ZM170 230V232H169V230ZM215 228V227H214ZM213 228V229H214ZM237 228V229H236ZM67 229H69V228H67ZM172 229V230H171ZM253 229H254V231H253ZM67 231V230H66ZM206 234H204V236L203 235H201L200 236V238L197 240V241H195L194 242V246L196 247H194L192 244H190L189 242H184L183 240H181V241H179L180 239H177L176 241H178V242H176V244H177V246L178 245H180V243H181V245L186 249V247H190V249H191V254H192V256H194V254H195V259L196 260H198L200 263L199 264H201V262H204V261H206L208 258H210L212 255H214L215 253H217L218 251V249L219 248H221L219 245V241L214 237V236H211V235H207V236H205ZM163 236H165V235H163ZM210 236V237H209ZM239 236V237H238ZM251 237H253V238H251ZM129 238V239H128ZM132 236H127V238L126 239H128L129 241H127L126 239L124 240V241H119V242H116V246L120 249V250H118V252H120V251H124L126 248V251L127 250H131L132 248H133V244H131L130 242H132L133 240H134V238H132ZM130 239H131V241H130ZM237 240V241H238ZM242 240V241H241ZM68 241H70V242H73L72 241V238L71 239H68ZM127 241V242H126ZM69 242V243H70ZM180 242V243H179ZM117 243H119L118 245H120V246H122V245H125L126 244V248H125V246H122L121 248H120V246H118L117 245ZM130 243V244H129ZM122 244V245H121ZM184 244V245H183ZM187 244V245H186ZM127 245H128V247H127ZM132 246V248H131V246ZM214 245V246H213ZM186 246V247H185ZM210 246V247H209ZM123 247H124V249H123ZM193 247V248H192ZM205 248V249H204ZM122 249V250H121ZM129 250V251H130ZM215 250V251H214ZM157 251H154V253L152 252L151 254H155L154 256H153V258L152 259H154V261H157V262H159V264H161V263H163V264H167L168 262H170V263H168V264H176L177 263V259L175 260L173 257H171V255H170V253L168 254V252L169 251H165V252H163L162 254H160V257H159V254H158V252L156 253ZM165 253V255H163ZM168 255H170V256H168ZM158 254V255H157ZM158 257H157V256ZM245 255V256H244ZM166 256V257H165ZM245 258H244V257ZM257 256V257H256ZM155 257V258H154ZM249 257V258H248ZM170 258V259H169ZM171 260V261H170ZM243 260V261H242ZM161 261V262H160ZM157 262H153V264H155V263H157ZM167 262V263H166ZM259 262V263H258Z\"/></svg>",
	"mask_w": 264,
	"mask_h": 264
}]
</instances>
